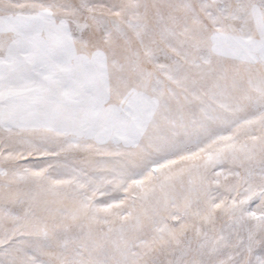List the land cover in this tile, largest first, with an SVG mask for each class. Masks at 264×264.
Wrapping results in <instances>:
<instances>
[{"label": "snow or ice", "instance_id": "1", "mask_svg": "<svg viewBox=\"0 0 264 264\" xmlns=\"http://www.w3.org/2000/svg\"><path fill=\"white\" fill-rule=\"evenodd\" d=\"M0 264H264V0H0Z\"/></svg>", "mask_w": 264, "mask_h": 264}]
</instances>
